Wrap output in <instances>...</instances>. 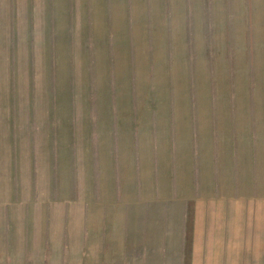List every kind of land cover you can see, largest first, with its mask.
Returning <instances> with one entry per match:
<instances>
[{"label": "crops", "instance_id": "0c3cea01", "mask_svg": "<svg viewBox=\"0 0 264 264\" xmlns=\"http://www.w3.org/2000/svg\"><path fill=\"white\" fill-rule=\"evenodd\" d=\"M71 1L74 4L72 11L69 10L70 0H0V185L3 183L5 189L9 186V206L12 205L5 209L0 206V215L3 209L6 210V215L12 217L11 224L14 221L17 224L14 228L17 231L13 232L16 237H20L18 240L13 238L10 247L17 242L23 248L22 252L12 256L16 257V264H21L22 260L17 256L23 255L27 243L32 253L40 254L41 260L51 258L55 264H86L82 263L83 259L89 258L82 250L84 231L90 237L97 227L93 225L95 217H91L92 206L83 207L79 202L80 206L73 209L70 200L66 201L64 196L55 201L50 199L54 142L61 139L60 132L63 133L64 142L65 128L64 125L62 128L57 126L54 115L45 108L50 91L46 89L48 78L45 73L43 75V69L40 73L39 68L40 64L45 66L44 63H69L72 49L80 53L78 63H82V51L86 50L87 40L97 45L99 51H105L104 37L113 34V31H109L115 27L114 32L119 35L126 29V26L123 27L126 21L123 12L121 18L118 17L119 13L113 6L116 0H111L108 9L112 11V17L107 21L101 13V10L107 9L106 4L103 0H92L97 10L95 14L91 12L89 24L85 20L83 0ZM184 2L185 12H182L181 5ZM192 2L195 6L190 13L196 19L200 17L202 20L204 17L207 21L200 20V26H192V32L200 29L202 34L207 30L208 35L213 33L218 36V49L225 52L228 39L226 20L232 18L229 35H238L239 39L234 45L238 43L241 46L235 50L247 51L244 40L248 34L247 0ZM117 3L120 4L119 1ZM172 4L169 11L171 18L185 21L188 13L186 6L189 4L187 0H173ZM209 4L210 9H206ZM254 6H257V2ZM131 7L134 18H147L145 2L134 1ZM252 13V34L260 36L262 23L259 20L262 14L256 11ZM155 14L153 17L157 20L158 14ZM208 20L212 23L209 24ZM110 21L112 23L108 24ZM156 24L154 35L160 46L164 41L159 43L156 30L161 28L159 34L165 35L162 26ZM173 29L186 35L188 28L186 23H180L179 26L173 24ZM91 36L95 39L92 40ZM179 41L177 39V44ZM177 49L180 50V47ZM259 50L264 51V48L258 42L254 51ZM56 57L59 61H55ZM238 64V69L233 72L234 78L237 83L246 84L249 78L246 76L249 74L246 65L241 61ZM258 67L254 82L262 84V90L257 91L255 98L256 121L260 118V132L256 133L252 147L251 139L245 135V95L240 98L242 106L238 107V135H232L231 131L224 128L211 134L202 124H198L197 128L191 125L190 139L184 140L182 136H177L173 145L174 153L169 151L167 165L160 164L157 187L153 185L151 188L150 182H146L140 191L131 183V177L132 186L122 196L121 202L127 205L141 202L146 205L142 231L144 238L147 237V240L143 238L147 251L140 257L143 264H264V63L261 61ZM11 101H15V108ZM83 143L85 160H82V171L78 173L82 174L84 180L83 166L84 162L88 164V158L86 141L85 146ZM106 154L111 157L107 149ZM100 163L110 181L112 196L107 198L109 202L114 198L111 190L113 174L109 175L110 169L104 167L101 159ZM172 168L174 176L171 174ZM18 180L25 189H17ZM83 186L86 187V181ZM80 191L82 193V185ZM30 194L31 201L29 197L23 199ZM12 197L19 201H12ZM156 202L160 208L157 227L151 220L154 218L151 205ZM13 210L19 214L14 221ZM156 239L157 253L151 251Z\"/></svg>", "mask_w": 264, "mask_h": 264}, {"label": "rangeland", "instance_id": "374dc122", "mask_svg": "<svg viewBox=\"0 0 264 264\" xmlns=\"http://www.w3.org/2000/svg\"><path fill=\"white\" fill-rule=\"evenodd\" d=\"M116 1L113 6L119 18L122 12L125 14L123 19L126 23L123 27L126 26V29L119 35L114 32L116 27L109 31H113L114 35L104 37L105 51H99L97 45L87 40L86 50L82 51V63H78L80 53L72 49L69 63H44L45 66L40 64L39 68L40 73L43 69V75L46 74L48 78L46 89L50 91V94L47 93L49 98L45 108L54 115L56 125L60 128L64 125L65 128L64 142L62 132L61 139L54 142L50 199L55 201L64 196L66 201L70 200L73 209L79 202L83 207H93L91 217H95L93 225L97 227L90 237L84 231L82 238V250L89 256L82 260L86 264H143L140 257L147 251L143 242L147 237L144 238L142 231L146 205L141 202L123 204L122 196L132 186V176L131 183L140 191L146 182H150L151 188L153 185L157 187L160 164L167 165L169 151L173 152L177 136H182L184 140L190 139L191 125L197 128L198 124H202L211 134L224 128L231 131L232 135H238V107L243 102L240 98L247 95L245 135L251 139V147L256 133L260 132V118L256 121L255 98L257 91L262 90V84L254 82V74L261 61L264 63V51H254V48L258 42L264 48V0H256L257 6H254L255 0H247L246 52L235 50L241 46L238 43L234 45L239 39L238 35H229L232 18L226 20L228 39L225 52L218 49V36L213 33L208 35L207 30L202 34L200 29L192 32V26L198 28L201 21L207 22L204 17L202 20L200 17L196 19L190 13L195 6L192 0L191 4L187 0V19L181 22L170 16L173 0H141L147 7L145 19L134 18L131 6L137 0ZM103 2L107 9L103 12L101 10V13L107 21L112 17V11L108 9L111 0ZM122 2L125 9L122 8ZM94 6L92 0H83V12L88 24L91 12L95 14L97 10ZM181 6L182 12H185V2ZM73 8L74 4L70 0L69 10ZM206 9H210V4ZM253 11L262 14L259 20L262 23V36L252 34ZM155 13L159 17L157 20H154ZM156 23L162 26L165 35L163 37L159 34L161 28L156 30L159 43L164 41L160 46L154 35ZM180 23H186V35L173 29V24L179 26ZM208 23L212 21L208 20ZM91 39L94 40V36ZM177 39L181 40L178 44ZM179 47L180 50L177 49ZM240 61L245 63L249 73L246 75L249 76L246 77V84L237 83L233 75ZM12 102L15 108V101H11V105ZM11 110L14 112L13 107ZM83 141L84 146L86 141L88 158V164L84 162L83 166L84 180L82 174H79L82 171V160H85ZM106 149L111 157L107 156ZM170 157L173 158V154L170 153ZM99 158L105 168L109 167V175L113 174L111 190L114 198L109 202L107 198L112 196L110 181L106 170L103 173L104 169H101ZM171 174L174 176V168ZM84 181L86 187L83 186ZM17 185L18 190L25 189L19 180ZM81 185L82 193L79 192ZM8 187L5 189L3 183L0 185V206L4 209L12 207L9 206L11 197ZM26 198L31 201V194L23 197ZM15 199L12 197V201ZM158 205L157 202L151 205L154 210L151 213L154 218L151 220L155 225L160 213ZM4 209L0 215V264H16V257L12 256L22 252L23 245L13 241L10 247V243L13 238L16 240L20 237H16L13 232L17 231L14 229L17 227L14 220L18 219L19 214L13 210L14 223L11 224L12 217H8ZM71 223L74 224L72 218ZM155 241L151 251L157 253L158 241ZM146 246L149 247L148 244ZM29 247L27 243L23 255L21 253L17 256L22 260L21 264H55L51 258L41 260L40 254L32 253Z\"/></svg>", "mask_w": 264, "mask_h": 264}]
</instances>
